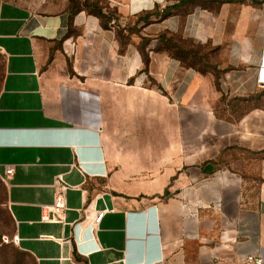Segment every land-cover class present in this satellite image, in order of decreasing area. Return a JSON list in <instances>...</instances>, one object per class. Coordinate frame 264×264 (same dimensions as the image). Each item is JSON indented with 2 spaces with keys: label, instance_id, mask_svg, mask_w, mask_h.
Wrapping results in <instances>:
<instances>
[{
  "label": "crops",
  "instance_id": "0c3cea01",
  "mask_svg": "<svg viewBox=\"0 0 264 264\" xmlns=\"http://www.w3.org/2000/svg\"><path fill=\"white\" fill-rule=\"evenodd\" d=\"M99 1L108 26L82 0L0 2L18 246L36 264L264 258V0ZM165 32L215 52L186 66L158 48ZM124 120L146 142L116 143ZM59 183L64 218L44 219Z\"/></svg>",
  "mask_w": 264,
  "mask_h": 264
},
{
  "label": "rangeland",
  "instance_id": "374dc122",
  "mask_svg": "<svg viewBox=\"0 0 264 264\" xmlns=\"http://www.w3.org/2000/svg\"><path fill=\"white\" fill-rule=\"evenodd\" d=\"M1 2V0H0ZM86 5V7L84 6ZM105 7V4L99 0H82L79 5V9H84L87 11V13L94 14L98 13L99 10ZM95 12V13H94ZM104 13V12H103ZM107 17L113 16V9L109 8L107 10V13H104ZM101 21H107L106 19H103ZM175 35V34H174ZM168 37V36H167ZM165 40V38H164ZM172 44L175 47H178L181 51L184 53H187L190 56L192 55L193 52L196 51H201L203 53H209V50L207 49H202V48H197L195 46H192L189 43H186L180 36L175 35L172 39ZM4 73H5V57L4 54L2 53L0 49V90L2 87V82L4 78ZM121 122V121H120ZM152 122V121H151ZM155 126H156V122ZM138 124V125H137ZM135 123V127H141L140 122ZM131 128V121H123L122 125H119V131L120 135L116 137V143L118 144H131V143H138V142H146L148 139L147 136H142V135H134L130 136L125 134V131L127 128ZM134 127V128H135ZM153 137H150V143H155L156 140L155 138L152 139ZM118 154H128V155H142V152H127V153H117L115 152L114 155ZM146 154V153H145ZM150 161L151 163L155 160L154 158L157 157V152H150ZM124 160V159H123ZM136 163V162H135ZM137 164H141V162H137ZM139 172H135L134 174L136 176H141V173L143 171H146L145 169H138ZM133 187H136L137 185H132ZM156 187L150 186V190ZM14 233V223L12 220V217L9 213L8 210V202H7V189L4 184V182L0 178V264H36L35 259L27 252L23 251L22 249L19 248V246L15 245V243L11 241H7L6 237H11Z\"/></svg>",
  "mask_w": 264,
  "mask_h": 264
},
{
  "label": "built area",
  "instance_id": "2783aa9c",
  "mask_svg": "<svg viewBox=\"0 0 264 264\" xmlns=\"http://www.w3.org/2000/svg\"><path fill=\"white\" fill-rule=\"evenodd\" d=\"M145 79V77H143ZM262 80L263 77H262ZM13 167L7 168L5 171V175L1 177L4 182H7V174L13 173ZM55 199L53 204L48 205L45 209L49 210L50 215H46L44 219L60 221L63 220L67 205H66V193L70 188L67 184H56L55 185ZM103 216V212H100L95 217V222H99ZM8 239V240H7ZM7 241H11L18 245L20 238L17 234L12 235L11 237H6ZM239 264H264V258L257 254H246L242 257Z\"/></svg>",
  "mask_w": 264,
  "mask_h": 264
},
{
  "label": "trees",
  "instance_id": "16d2710c",
  "mask_svg": "<svg viewBox=\"0 0 264 264\" xmlns=\"http://www.w3.org/2000/svg\"><path fill=\"white\" fill-rule=\"evenodd\" d=\"M187 2H188V0H187ZM84 6L86 7L85 4H84ZM103 12L104 11H102V9H101V10H99L98 13H95V12L94 13H95V15H97L98 17H100L101 20L106 19L107 21L106 22L105 21H102V23H103L104 26H108L109 25L110 18L107 17L106 15H104L105 12L104 13ZM174 36L175 35L174 34H171V33H166V32L165 33H162L161 34V43L159 44L158 48H165L173 57L179 59L186 66H196V65H199L198 63L204 62L203 59L205 57H207V55H210L211 53L213 54L215 52V49H213V48H207V47H204V46L195 45L191 41L182 38L186 43H189L192 46H195L197 48H202V49L209 50V53L208 52L207 53H203L201 51H196V52H193L192 55L190 56V54L188 55L187 53H184L178 47H175L172 44V39H173ZM164 38H165V40H164Z\"/></svg>",
  "mask_w": 264,
  "mask_h": 264
},
{
  "label": "bare ground",
  "instance_id": "6f19581e",
  "mask_svg": "<svg viewBox=\"0 0 264 264\" xmlns=\"http://www.w3.org/2000/svg\"><path fill=\"white\" fill-rule=\"evenodd\" d=\"M263 79H264V73H262Z\"/></svg>",
  "mask_w": 264,
  "mask_h": 264
}]
</instances>
